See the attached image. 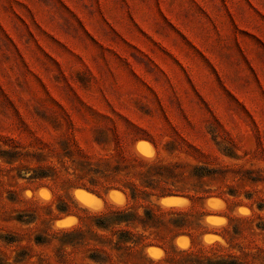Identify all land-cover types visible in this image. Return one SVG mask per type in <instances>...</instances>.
<instances>
[{"label": "rangeland", "instance_id": "rangeland-1", "mask_svg": "<svg viewBox=\"0 0 264 264\" xmlns=\"http://www.w3.org/2000/svg\"><path fill=\"white\" fill-rule=\"evenodd\" d=\"M0 264H264V0H0Z\"/></svg>", "mask_w": 264, "mask_h": 264}, {"label": "bare ground", "instance_id": "bare-ground-1", "mask_svg": "<svg viewBox=\"0 0 264 264\" xmlns=\"http://www.w3.org/2000/svg\"><path fill=\"white\" fill-rule=\"evenodd\" d=\"M176 200H177V199H176ZM83 201H84V202H87V201H88V199H86V198H83Z\"/></svg>", "mask_w": 264, "mask_h": 264}, {"label": "snow or ice", "instance_id": "snow-or-ice-1", "mask_svg": "<svg viewBox=\"0 0 264 264\" xmlns=\"http://www.w3.org/2000/svg\"><path fill=\"white\" fill-rule=\"evenodd\" d=\"M147 154V153H146Z\"/></svg>", "mask_w": 264, "mask_h": 264}]
</instances>
